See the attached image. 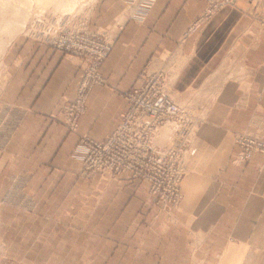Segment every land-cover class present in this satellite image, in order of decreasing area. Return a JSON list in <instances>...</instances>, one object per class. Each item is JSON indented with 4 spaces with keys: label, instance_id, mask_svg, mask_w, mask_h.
Segmentation results:
<instances>
[{
    "label": "crops",
    "instance_id": "obj_1",
    "mask_svg": "<svg viewBox=\"0 0 264 264\" xmlns=\"http://www.w3.org/2000/svg\"><path fill=\"white\" fill-rule=\"evenodd\" d=\"M127 8L124 0H97L92 7L90 29L116 25L117 30L99 69L105 85L92 87L77 133L49 117L74 98L77 66L33 43L23 44L21 57L9 62L13 66L0 96L1 112L19 113L22 122L15 134L0 140V264L76 259L83 234L86 264H94L95 210L101 212L102 226L123 228L117 238L102 239L118 244V250L102 253L103 260L264 264V156L235 166L232 142L243 130L260 129L264 135L263 28L250 25L232 39L229 50L236 45L243 56V73L215 86L190 145L191 170L177 205L160 211L147 200L145 182L126 174L109 180L82 173L79 135L102 140L111 134L126 110L123 92L173 66L172 94L181 100L195 92L205 95L208 79L223 63L215 49L219 32L237 28V22L214 18L187 34L204 8L197 1L155 0L148 12H135L118 25ZM54 244H59L57 251ZM63 245L68 247L64 255Z\"/></svg>",
    "mask_w": 264,
    "mask_h": 264
},
{
    "label": "rangeland",
    "instance_id": "obj_2",
    "mask_svg": "<svg viewBox=\"0 0 264 264\" xmlns=\"http://www.w3.org/2000/svg\"><path fill=\"white\" fill-rule=\"evenodd\" d=\"M4 1L8 5L1 6L0 15L3 13L5 16L8 13L12 14L10 17L9 15L5 17L9 21L8 23L4 19L7 30L5 27L3 32L1 31L0 33V96L9 79L10 67L13 66L9 62L21 57L23 44H40L58 51L77 66L80 74L75 84L74 98L67 100L57 113L51 114L49 117L53 120L59 119L68 132L77 133L79 120L87 110L86 103L92 87L105 85V80L101 77L99 69L111 50L117 26L95 30L89 28L88 19L97 0ZM124 1L128 8L126 13L120 17L118 25L122 24L126 17L135 12L141 16L148 12L155 0ZM191 1L202 3L204 8L195 23L189 28L187 34H192L199 26L208 23L214 18L218 22H237V28L228 29V27H223L219 32L220 38L218 44L215 42V49L217 50L218 58L220 59L221 57L223 59V63L217 72H212L213 76L208 79L206 87L209 86L210 91L208 90L205 95L201 92H195L190 94L192 97L181 100L178 95L171 93L172 83L176 75V70L173 69V66H169V68L163 67L159 72L154 73L160 74L164 93L172 102L179 106L184 115L183 120L180 121H165L156 128L151 136L150 145L155 149L152 155L155 157L165 156L166 158L162 163L160 165L155 164L149 158L151 152H147L138 160L116 159L112 162L116 170L110 169L107 164L110 160L90 148L92 143L103 142L110 134L102 140H95L87 134L79 135L78 137L77 150L82 154L81 171L85 176L100 175L104 176L105 179L112 180L126 174L133 180L145 182L147 200L157 206L160 211H165V208L169 205H177L181 199V183L191 170L188 164L190 145L195 137L199 123L204 119L205 112L213 101V91L220 85L218 82L239 78L243 73L241 67L243 56L237 55L239 51H236V45L229 50L230 45L232 46L233 44V37L245 33L250 25H253L255 29H264V0ZM44 3L48 4L44 5ZM14 13H17L16 16H13L15 15ZM4 14L1 16L4 17ZM225 40L228 41L225 44V49L219 51ZM227 47L228 51L226 50ZM183 59L180 58V62ZM1 105L2 103L0 102V140L4 142L18 131L22 118L19 113L4 115L1 112ZM232 142L235 147V158L233 160V165L235 166L250 161L254 156H264V135L260 129L238 132L233 135ZM172 149L175 154V160L168 161L167 157L171 154L169 150ZM131 166H134L136 171L131 169ZM172 171H175L178 175H175ZM100 214V211H94V264L133 263L134 260L128 258L119 259L118 257H113L109 260L102 259L101 255L103 252L118 250L117 242L104 244L102 239L105 237L110 239L117 238L123 228L102 226ZM79 215H82V212H79ZM55 246H59V244H54V249L57 251ZM76 246L78 248L76 259L65 257L56 260L51 258L44 260V264H55L54 261L62 264H86L84 234L79 237ZM123 247L124 245H122L121 250L125 249ZM66 249L68 247L63 245V250H60L61 254L64 255L65 253L63 252ZM46 254L49 253L47 252Z\"/></svg>",
    "mask_w": 264,
    "mask_h": 264
},
{
    "label": "built area",
    "instance_id": "obj_3",
    "mask_svg": "<svg viewBox=\"0 0 264 264\" xmlns=\"http://www.w3.org/2000/svg\"><path fill=\"white\" fill-rule=\"evenodd\" d=\"M160 74L146 77L138 88L123 93L126 110L120 117L117 128L103 142H94L90 147L98 154L106 156L110 169H115L112 162L116 159H141L151 152L155 164H161L166 158L155 157V149L150 142L152 134L165 121L183 120V112L164 93ZM168 161L175 160L173 149L169 150ZM135 170L134 166L130 167ZM178 175L175 171H172Z\"/></svg>",
    "mask_w": 264,
    "mask_h": 264
},
{
    "label": "bare ground",
    "instance_id": "obj_4",
    "mask_svg": "<svg viewBox=\"0 0 264 264\" xmlns=\"http://www.w3.org/2000/svg\"><path fill=\"white\" fill-rule=\"evenodd\" d=\"M27 1V0H26ZM62 1V0H61ZM21 2V1H20ZM44 2H45V0H44ZM41 3V2H40ZM8 5V3L6 2V1H4V0H0V8H1V6H3V5ZM45 4H48V3H44V5ZM10 9V8H9ZM11 10V9H10ZM40 11V10H39ZM2 12V11H1ZM8 13V12H7ZM4 14V13H3ZM3 14H1V15H3ZM12 13H8V15H9V17H10V15H11ZM15 15H13V16H16V14L17 13H14ZM0 15V33H1V31L3 32V29L6 27V30H7V26L5 25V21H4V19H6L7 20V18H5L6 16H8V15H6L5 16V14H4V17L3 16H1ZM2 17H3V19H2ZM25 18V17H24ZM22 19V18H21ZM6 22H8L9 23V21L7 20ZM15 22V21H14ZM9 26V25H8ZM8 29H9V27H8ZM5 32V31H4Z\"/></svg>",
    "mask_w": 264,
    "mask_h": 264
}]
</instances>
